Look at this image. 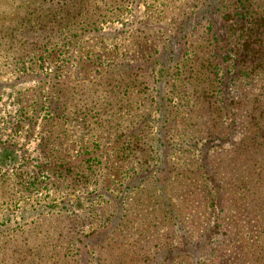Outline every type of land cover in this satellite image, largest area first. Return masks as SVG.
<instances>
[{"label": "rangeland", "instance_id": "1", "mask_svg": "<svg viewBox=\"0 0 264 264\" xmlns=\"http://www.w3.org/2000/svg\"><path fill=\"white\" fill-rule=\"evenodd\" d=\"M20 1L0 14V264H264L263 89L231 75L229 102L260 96L217 119L185 67L217 0H74L46 41Z\"/></svg>", "mask_w": 264, "mask_h": 264}, {"label": "trees", "instance_id": "2", "mask_svg": "<svg viewBox=\"0 0 264 264\" xmlns=\"http://www.w3.org/2000/svg\"><path fill=\"white\" fill-rule=\"evenodd\" d=\"M21 1L23 4L20 6L19 11L20 22H22L24 26L31 28L33 25L32 22L36 21L39 25L36 34L41 36L45 41L49 40L51 36H54L56 30L71 29L69 25L63 27L61 24H54L51 20L43 21L44 24L38 21L47 17H54L63 10V12L69 13L66 7L74 0H68L69 3L66 1L65 5L59 9H54V6L51 4H48L46 8H42L44 2L40 0L38 3L40 7L32 6L28 8L24 5V3L27 4L26 0ZM213 6L214 9L209 17V22H207L209 26L206 30L208 31L207 34L210 35L211 33L216 43L215 47L213 49L205 48L203 51L199 52V54L198 52H193V54L189 53L187 55V60H185L187 63L185 67L188 66L189 62H193L191 66H197L198 68L196 69H199L197 78L201 81H198V83L202 84L205 82L207 85L204 86L205 88L208 87L211 89L213 87L214 90H208L209 92L205 90L203 94L198 96L196 101L202 98L203 101L208 103V106H205V108L207 107L209 110L213 109L218 111L217 119H221L223 116L228 115V111L231 107L233 109V116L237 113L239 107H249V104L252 102L255 104L258 102L257 98L264 94V1L217 0ZM6 7L7 0H0V14H4L3 12L6 10ZM48 10H51V12L43 14ZM27 16H29V18ZM207 16H209V14ZM3 19L4 17L0 18V20ZM56 47H58V45ZM56 47L54 49L49 48V54L55 55L58 53L59 51H57L58 49H56ZM229 47L232 48L230 49ZM96 65H98V62ZM91 68H93V66ZM231 75H237V79L244 76L247 78L248 82L253 80V82L261 85L263 93L256 96L250 95L248 98L237 101V103L236 101L229 102L227 98L228 94L222 90H228V85H230V82L233 80ZM221 86H223L222 89ZM52 89H54L52 90V97H56L54 101L57 105L61 104L63 96L58 93H61L62 88L58 89L55 87ZM196 91L200 93L199 89H196ZM212 91H215V93H212ZM126 92H129L128 87H126ZM221 93H224V96H220ZM210 95L216 97L213 102L209 101ZM92 96H95V93H93ZM106 97L116 98L114 91ZM120 99L123 100V97ZM259 105H262L264 110V104ZM41 106L40 103L36 104L35 110H39ZM62 107H64V104L59 106L58 109L63 110ZM76 108L75 105L71 106L72 111H76ZM63 113L64 110L56 115L57 120H61ZM263 113L264 111L262 114ZM215 133L216 132L213 134ZM131 139L135 146L137 138L132 135Z\"/></svg>", "mask_w": 264, "mask_h": 264}]
</instances>
